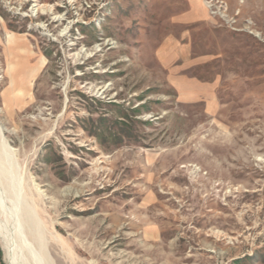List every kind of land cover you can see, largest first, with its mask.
I'll list each match as a JSON object with an SVG mask.
<instances>
[{"label":"rangeland","instance_id":"374dc122","mask_svg":"<svg viewBox=\"0 0 264 264\" xmlns=\"http://www.w3.org/2000/svg\"><path fill=\"white\" fill-rule=\"evenodd\" d=\"M0 126L55 264H264V0H0Z\"/></svg>","mask_w":264,"mask_h":264},{"label":"bare ground","instance_id":"6f19581e","mask_svg":"<svg viewBox=\"0 0 264 264\" xmlns=\"http://www.w3.org/2000/svg\"><path fill=\"white\" fill-rule=\"evenodd\" d=\"M16 156L0 126V240L12 264H55L48 251L45 230L37 210L23 192L15 189L16 193L11 196V186L5 184L6 175L19 170ZM16 181L20 188L22 178L18 177ZM28 227L32 232L29 234H33L32 239L28 236Z\"/></svg>","mask_w":264,"mask_h":264}]
</instances>
